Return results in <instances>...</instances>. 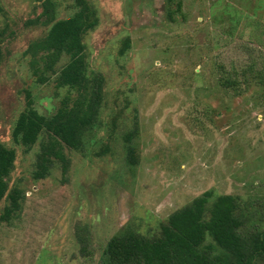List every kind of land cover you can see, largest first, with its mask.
Returning <instances> with one entry per match:
<instances>
[{
    "label": "rangeland",
    "instance_id": "rangeland-1",
    "mask_svg": "<svg viewBox=\"0 0 264 264\" xmlns=\"http://www.w3.org/2000/svg\"><path fill=\"white\" fill-rule=\"evenodd\" d=\"M89 1L100 18L85 36L90 69L106 76L101 127L83 151L66 149L67 174L56 164L36 179L40 145L15 144L12 127L27 91L49 114L66 88L53 76L40 81L25 54L47 30L27 24L40 8L32 12L31 0H0V27L9 28L0 140L17 151L10 184L23 193L10 220L1 218L9 198L0 200V264H98L122 226L157 234L172 212L207 190L239 195L247 225L264 227V26L249 16L234 21L243 12L262 18L264 7L254 13L255 0H182L172 18L177 0ZM72 3L60 0V18L72 14ZM225 8L231 15H220ZM126 37L130 47L120 54ZM244 71L250 85L220 84L221 76L241 80ZM136 119L138 163L130 165L122 134ZM79 233L89 239L86 255Z\"/></svg>",
    "mask_w": 264,
    "mask_h": 264
},
{
    "label": "trees",
    "instance_id": "trees-1",
    "mask_svg": "<svg viewBox=\"0 0 264 264\" xmlns=\"http://www.w3.org/2000/svg\"><path fill=\"white\" fill-rule=\"evenodd\" d=\"M31 1L32 12L37 8H40V12L27 24H39L47 29L43 36L29 44L25 52L31 55L32 72L40 81L53 76L57 87L66 88L59 105L49 114L38 110L31 92L27 91L25 107L12 127L11 136L15 144L30 150L39 143L33 176L42 179L51 173L56 164L60 165L63 174H67L71 158L66 149L83 151L92 134L101 127L106 76L90 69L85 43L86 34L99 25L98 8L89 0H72L75 10L69 16L60 18V0ZM181 7L182 0H177L176 11H170L172 18ZM262 7L264 0H255L253 12ZM220 15L228 16L231 12L225 8ZM246 16L250 17L252 23L258 19L257 22L264 26V21L260 22L264 16L257 18L255 14L246 12L234 21H242ZM8 34L7 24L0 27V66ZM130 44V37H126L120 54H124ZM65 57L66 62L61 64ZM246 74L250 76L244 71L241 80L221 76L219 81L221 85L233 88L239 82L250 85L251 78ZM256 78L255 75L256 84H261ZM117 118L118 115L113 117L114 126ZM139 128L136 119L122 134L130 165L138 163L135 139L139 135ZM16 159V149L0 140V200L9 198V204L1 215L5 220H10L20 209L23 197L22 191L10 184ZM240 200L241 197L236 194L215 197L213 190H207L172 212L161 223L157 234L146 235L131 224L124 225L109 239L98 264H264V227L259 224L247 225ZM83 231L87 232L86 229ZM79 234L81 252L86 255L90 252L89 239L84 233ZM208 238L212 242H208Z\"/></svg>",
    "mask_w": 264,
    "mask_h": 264
}]
</instances>
